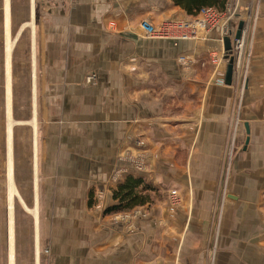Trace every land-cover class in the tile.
<instances>
[{"label":"crops","instance_id":"1","mask_svg":"<svg viewBox=\"0 0 264 264\" xmlns=\"http://www.w3.org/2000/svg\"><path fill=\"white\" fill-rule=\"evenodd\" d=\"M215 10L183 40L141 26L197 15L173 0H0V264L43 263L42 236L51 264H241L237 247L264 264V0ZM25 29L34 56L16 97L8 33ZM130 174L160 199L113 219L104 206Z\"/></svg>","mask_w":264,"mask_h":264},{"label":"rangeland","instance_id":"2","mask_svg":"<svg viewBox=\"0 0 264 264\" xmlns=\"http://www.w3.org/2000/svg\"><path fill=\"white\" fill-rule=\"evenodd\" d=\"M36 1L39 2L40 0H36ZM41 16L42 15L39 14V17H41ZM194 17H196V16H194ZM12 18H13V20L17 19L16 17H12ZM25 18H28V16H26ZM25 18H23V19H25ZM17 20H19V19H17ZM24 21H26V20H24ZM34 21H36V20H34ZM19 22H20V20L18 21V23ZM14 23H16V22H14ZM14 28H16V27L14 26ZM29 33H30L29 30H26V29L24 31L19 32V33L16 31L8 33V35L10 36L9 38L11 40L16 39L13 43L12 48H11L10 59H9L10 88L12 87L13 93L16 95V97L19 96L18 95L19 92H20V94L26 92L27 87L30 86V80L28 79V76H26V73L30 72L31 58L34 56V53H33V56L31 57L32 50L30 49V46H29V44H30L29 43V41H30V34ZM24 40H25V42H24ZM22 43H23V45H22ZM5 45L6 44H5V40H4V35L0 34V90H1L0 91V95H1L0 103L1 104H3V102H4L3 90L6 89L5 88V86H6V80H5L6 79V65H5V50H4ZM88 78H89V76L86 77L87 81H88ZM2 110H3V106H2V108H0V111H2ZM135 167H137V166H135ZM30 179H31V176H30ZM97 193L98 192H96V189H95L94 197L97 199V202L99 204L98 206L102 209L103 202L100 201L102 198H99V194L97 195ZM151 196L153 197V201H152L153 203H156V201H159V199H160L159 196L157 195V193L155 195H154V193H152ZM141 207L142 206L135 207V208L131 209V211H129V212H116V215L115 214H109V215H113V219L116 218V216L117 217L118 216H121V217L125 216V218H127L129 216L136 217V216L142 214V212H141L142 210L140 209ZM104 209H105V206H104ZM104 209H103V211H104ZM41 214H42V211H41ZM25 215L28 217V220L30 217H32L30 214H27L26 212H25ZM29 230L31 231V233L33 235V230H32V227L30 225V222H29ZM45 239L46 238H44V236H42V241L40 240V244H39L40 250H41L40 256L42 257L44 255L42 257L43 263H41V264H51V263H49V260H48L50 248H49V246H47V245H49L48 240H45ZM234 244L236 246L238 243L235 242ZM27 246L29 249H31L32 253L34 254L36 245H34L33 238L28 240ZM235 250H237V253L239 255L238 260L241 261V264H244L242 260H246L248 258H245L243 255V251H244L243 247H240V248L237 247ZM32 257H34V255H32ZM214 261L215 260H213V257H210L208 262L202 260V261H200V264H214Z\"/></svg>","mask_w":264,"mask_h":264},{"label":"trees","instance_id":"3","mask_svg":"<svg viewBox=\"0 0 264 264\" xmlns=\"http://www.w3.org/2000/svg\"><path fill=\"white\" fill-rule=\"evenodd\" d=\"M188 14L196 15L201 7H211L223 10L226 0H173ZM156 188L150 183L145 182L141 176H126L118 183L116 189L112 191L114 203L106 207L104 214H116V212H129L131 209L146 205L153 201L152 193Z\"/></svg>","mask_w":264,"mask_h":264},{"label":"built area","instance_id":"4","mask_svg":"<svg viewBox=\"0 0 264 264\" xmlns=\"http://www.w3.org/2000/svg\"><path fill=\"white\" fill-rule=\"evenodd\" d=\"M221 14L211 7H201L196 17L186 18V20H169L163 21L157 26H153L148 21H143L141 26L144 31L152 37L168 38V39H183L202 37L209 27L216 25ZM235 51L241 50L242 44L235 43ZM234 49V48H233ZM234 51V53H235ZM233 50L231 52L232 56ZM239 65V64H237ZM171 196L175 195V191L170 192Z\"/></svg>","mask_w":264,"mask_h":264},{"label":"water","instance_id":"5","mask_svg":"<svg viewBox=\"0 0 264 264\" xmlns=\"http://www.w3.org/2000/svg\"><path fill=\"white\" fill-rule=\"evenodd\" d=\"M242 26L243 23L239 22L238 24V30L235 33V38L239 39L242 33ZM223 44H224V51H225V58L228 59L226 68H225V83L226 84H231L232 81V70H233V63H234V57L231 56L232 52V44L230 43V38L228 36L223 37ZM244 128L246 134L249 133V125L247 123H244Z\"/></svg>","mask_w":264,"mask_h":264},{"label":"bare ground","instance_id":"6","mask_svg":"<svg viewBox=\"0 0 264 264\" xmlns=\"http://www.w3.org/2000/svg\"><path fill=\"white\" fill-rule=\"evenodd\" d=\"M7 37V36H6ZM10 41V40H9ZM11 42V41H10ZM7 47V46H6ZM8 53V52H7Z\"/></svg>","mask_w":264,"mask_h":264}]
</instances>
